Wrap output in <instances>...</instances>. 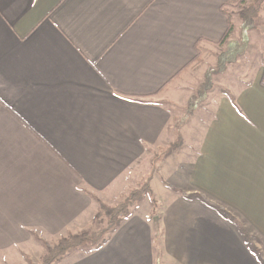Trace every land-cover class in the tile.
<instances>
[{
	"label": "crops",
	"instance_id": "obj_1",
	"mask_svg": "<svg viewBox=\"0 0 264 264\" xmlns=\"http://www.w3.org/2000/svg\"><path fill=\"white\" fill-rule=\"evenodd\" d=\"M230 4L0 0V262L90 231L179 141L155 158L156 212L53 264H264V61L177 126Z\"/></svg>",
	"mask_w": 264,
	"mask_h": 264
},
{
	"label": "rangeland",
	"instance_id": "obj_2",
	"mask_svg": "<svg viewBox=\"0 0 264 264\" xmlns=\"http://www.w3.org/2000/svg\"><path fill=\"white\" fill-rule=\"evenodd\" d=\"M251 2L252 0H246L245 3L240 2L239 0H233V4H230V7L226 8V11L228 10L229 12L228 16H229L230 21L232 23L237 24V27L234 25V31L232 32L230 39H229V42H232V43L228 44V42H226L222 45L211 47L212 49L208 51V54H206L205 56L206 57L205 62L207 63L206 66L200 65V62L202 61H195L198 65V67L195 69H197V73H199V75L194 77L190 84L191 91L194 94L193 99L190 101L191 109L182 108L178 111V114L180 115L177 118L178 128L182 127L183 125L188 124L189 119L194 115V113H197V112L200 113L202 111L201 108L204 107V105L208 103L207 101L208 96H213V95L219 96L222 92H227L230 85H236L237 83H240L243 80V77L245 76L244 74H246V72L250 71L251 69L256 67L258 64L263 63L264 61V3L262 5L260 14L255 21L256 27L248 33H245L242 29V20H241L240 12L242 11L243 8L248 6ZM233 8H236L237 10L233 11ZM230 44L232 47H230ZM200 52L201 54H203L202 51ZM224 52L227 58L230 57L234 60L230 63L225 64L224 70L222 69L220 72H218L216 69V66L218 65L217 64L218 56ZM203 55L201 56V58H203ZM204 71H206V74L203 73ZM195 120L196 121L194 123L193 121H191L192 123L191 125H194V127L196 126L200 127L202 125H205L204 123L202 124L203 120L200 122L197 121V118H195ZM178 143L180 145L182 144L179 141ZM180 145L177 146V148L171 147L167 151L160 150L159 153L155 155L156 156L155 158H157L159 154L161 155L160 158H162L163 156L168 155V152L172 153L174 151H177ZM163 152L164 154L162 155ZM155 158H154L155 164H153L152 166L146 165L145 167L146 169L143 172V176L141 175L138 179H135L133 181L134 183L133 186L129 188V190L132 188H135V189L139 188L140 186L143 187L144 182L148 178L151 181V186H152V189L155 191V193L158 196L161 194L160 187H162V185L158 183V180L156 179L155 176L153 177L154 173L157 174L158 172L157 170L159 168L158 163L156 162L157 159ZM158 177H161V176L159 175ZM164 177H165L164 179L166 182H168L169 180L170 182L172 181L171 180L172 178L167 176V174H164ZM150 181H149V186H150ZM151 186H150V189H151ZM126 194L120 200H122L126 196ZM151 196L153 197L155 201H157L153 191H152ZM115 204L113 205L105 204V205L114 206ZM140 205H142V208H144L143 209L144 211L151 210L150 207L153 208L151 198L148 194H147V197L141 203H139L138 206ZM100 221H101L100 218H97L95 216V222L92 224L93 226L90 231L100 228L101 226L99 225ZM85 232H89V231H85ZM80 233H84V232H80ZM58 241L54 240L50 243H47L46 245L54 246L55 244L58 243ZM46 245H45V242H43L40 246V249L43 253L47 252ZM88 249L89 248H85L82 250H78L76 252L85 253L89 251ZM28 251L29 250L27 248L25 250H18V255H19L18 257H20V260H23L24 262L26 261V263L28 264H40L41 259H42L41 253H37V256L40 257V262L38 263V261L35 260L37 258ZM16 263L21 264L19 262H16ZM0 264H7V262L1 261Z\"/></svg>",
	"mask_w": 264,
	"mask_h": 264
},
{
	"label": "trees",
	"instance_id": "obj_3",
	"mask_svg": "<svg viewBox=\"0 0 264 264\" xmlns=\"http://www.w3.org/2000/svg\"><path fill=\"white\" fill-rule=\"evenodd\" d=\"M240 2H246V0H239ZM264 0H252V2L242 9L240 12L241 20H242V29L245 33L253 30L256 25L255 21L260 14L262 9V5ZM234 31V24L229 19V28L224 37L218 43V45H222L226 42H229L230 36ZM230 47L231 44H230ZM196 49L198 51V56L195 61H201V48L199 45H196ZM234 59L227 58L225 52L221 53L218 56L216 69L220 72L222 69L224 70L225 64L232 62ZM188 109H191V103L188 105ZM192 111V110H190ZM149 179L144 182L143 187L132 188L128 191L126 196L118 201L114 206L105 205L103 202L98 200V211L96 213V217L100 218V228L95 230L84 232L75 235H69L66 237H62L59 239L58 243L54 246H47V252L43 255L40 264H53L69 254L82 250L85 248H89L88 252L99 249L103 246L110 234H112L121 224V222L129 217L132 214V209L138 207L139 203H141L146 197L147 194L151 198V202L153 204V209L156 212L158 209V202L153 199L152 191L149 186ZM200 200L210 206L212 209L216 210L221 216L225 217L230 223L236 224V220L229 216L230 214L223 210L216 203L210 201V199L206 196H200Z\"/></svg>",
	"mask_w": 264,
	"mask_h": 264
}]
</instances>
